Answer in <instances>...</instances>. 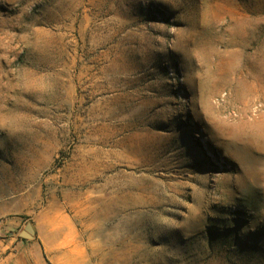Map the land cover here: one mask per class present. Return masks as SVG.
Returning <instances> with one entry per match:
<instances>
[{
    "label": "rangeland",
    "instance_id": "1",
    "mask_svg": "<svg viewBox=\"0 0 264 264\" xmlns=\"http://www.w3.org/2000/svg\"><path fill=\"white\" fill-rule=\"evenodd\" d=\"M0 214L52 264H264V0H0Z\"/></svg>",
    "mask_w": 264,
    "mask_h": 264
},
{
    "label": "crops",
    "instance_id": "2",
    "mask_svg": "<svg viewBox=\"0 0 264 264\" xmlns=\"http://www.w3.org/2000/svg\"><path fill=\"white\" fill-rule=\"evenodd\" d=\"M26 223L23 217L0 214V264H52L36 234L34 238L20 236Z\"/></svg>",
    "mask_w": 264,
    "mask_h": 264
},
{
    "label": "water",
    "instance_id": "3",
    "mask_svg": "<svg viewBox=\"0 0 264 264\" xmlns=\"http://www.w3.org/2000/svg\"><path fill=\"white\" fill-rule=\"evenodd\" d=\"M36 229L32 222H27L24 229L20 232L22 238H34Z\"/></svg>",
    "mask_w": 264,
    "mask_h": 264
}]
</instances>
